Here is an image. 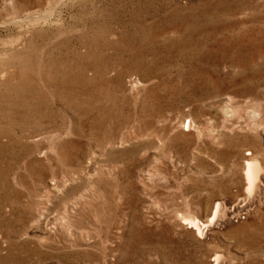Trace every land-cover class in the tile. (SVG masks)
<instances>
[{
    "label": "rangeland",
    "instance_id": "1",
    "mask_svg": "<svg viewBox=\"0 0 264 264\" xmlns=\"http://www.w3.org/2000/svg\"><path fill=\"white\" fill-rule=\"evenodd\" d=\"M0 264H264V0H0Z\"/></svg>",
    "mask_w": 264,
    "mask_h": 264
},
{
    "label": "bare ground",
    "instance_id": "2",
    "mask_svg": "<svg viewBox=\"0 0 264 264\" xmlns=\"http://www.w3.org/2000/svg\"><path fill=\"white\" fill-rule=\"evenodd\" d=\"M260 174H261V167L257 163V161H254V159L251 157H246L245 163H244V176H245V179L247 182L246 190L248 192H250L251 189L253 187H255L256 183L259 180ZM185 220L191 222V218H185ZM192 224L194 226H197L196 222H192ZM199 226H197V227H199Z\"/></svg>",
    "mask_w": 264,
    "mask_h": 264
}]
</instances>
